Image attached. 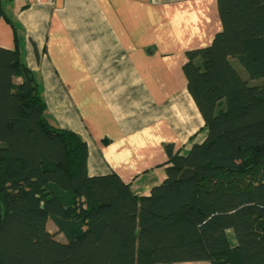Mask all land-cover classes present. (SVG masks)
<instances>
[{"label":"trees","instance_id":"trees-1","mask_svg":"<svg viewBox=\"0 0 264 264\" xmlns=\"http://www.w3.org/2000/svg\"><path fill=\"white\" fill-rule=\"evenodd\" d=\"M216 1L221 30L182 66L205 139L165 146L148 196L88 176L86 144L0 47V264H264V0Z\"/></svg>","mask_w":264,"mask_h":264},{"label":"crops","instance_id":"crops-1","mask_svg":"<svg viewBox=\"0 0 264 264\" xmlns=\"http://www.w3.org/2000/svg\"><path fill=\"white\" fill-rule=\"evenodd\" d=\"M220 30L216 0H0V47L17 48L47 122L86 144L89 177L138 197L164 180L165 146L205 139L182 66Z\"/></svg>","mask_w":264,"mask_h":264},{"label":"rangeland","instance_id":"rangeland-1","mask_svg":"<svg viewBox=\"0 0 264 264\" xmlns=\"http://www.w3.org/2000/svg\"><path fill=\"white\" fill-rule=\"evenodd\" d=\"M47 229H48L49 231H52V232L55 231V228H54V226L52 225L51 222L48 223ZM56 238H57V240H60V241L64 240L63 237H62L61 235H56Z\"/></svg>","mask_w":264,"mask_h":264},{"label":"built area","instance_id":"built-area-1","mask_svg":"<svg viewBox=\"0 0 264 264\" xmlns=\"http://www.w3.org/2000/svg\"><path fill=\"white\" fill-rule=\"evenodd\" d=\"M23 1L26 5H29L31 3H38L40 0H21ZM47 1H52V0H47Z\"/></svg>","mask_w":264,"mask_h":264}]
</instances>
